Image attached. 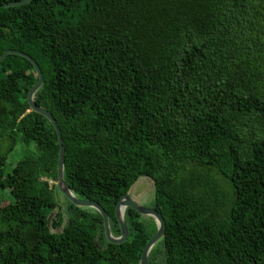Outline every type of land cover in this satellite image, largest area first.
Instances as JSON below:
<instances>
[{
  "label": "trees",
  "instance_id": "16d2710c",
  "mask_svg": "<svg viewBox=\"0 0 264 264\" xmlns=\"http://www.w3.org/2000/svg\"><path fill=\"white\" fill-rule=\"evenodd\" d=\"M7 49L39 64L66 183L115 236L117 202L153 179L167 230L148 264H264V0H32L0 9ZM37 81L22 56L0 65V264H140L153 218L128 208L112 244L98 211L59 192ZM18 145L32 150L6 173Z\"/></svg>",
  "mask_w": 264,
  "mask_h": 264
},
{
  "label": "water",
  "instance_id": "95a60500",
  "mask_svg": "<svg viewBox=\"0 0 264 264\" xmlns=\"http://www.w3.org/2000/svg\"><path fill=\"white\" fill-rule=\"evenodd\" d=\"M32 0H21V1H14L0 5L1 8H9V7H16L22 6L30 3ZM14 54L22 56L28 59L35 67V70L38 75V81L36 84L31 88L28 93V103L31 107V110L44 115L49 121L53 124L59 142V157H58V180L56 182V186L59 192L65 196L72 204L80 208H93L98 211L103 217L104 223V231L107 240L112 244H122L127 240L129 237V230L125 220V213L128 208H131L138 212L142 216L151 217L155 220L157 225V231L154 236L147 242L145 245L143 252L140 258V264H148L149 256L152 249L156 246V244L162 240L166 235L167 225L166 221L160 211L153 207H149L142 204V198L146 193L149 192L151 188V184L154 183L153 179L149 175H142L130 188L129 190L119 199L116 204L115 208V215L120 226L121 234L120 236H115L111 229L110 218L104 207L95 200H84L79 198L67 185L65 180V145L62 138V132L58 125L57 120L55 117L50 113L48 110L44 109L43 107L39 106L35 101V96L38 90L44 84V76L39 64L36 60L20 50H12L7 49L5 50L0 56V65L3 60L6 58L7 55ZM145 179H148L146 181ZM152 182V183H151ZM54 216V213L48 219V226L51 231H54L51 226V221Z\"/></svg>",
  "mask_w": 264,
  "mask_h": 264
},
{
  "label": "rangeland",
  "instance_id": "374dc122",
  "mask_svg": "<svg viewBox=\"0 0 264 264\" xmlns=\"http://www.w3.org/2000/svg\"><path fill=\"white\" fill-rule=\"evenodd\" d=\"M31 150H32L31 147L28 148V147H23L22 145H18L15 148V150L10 154V156L8 158V162H7V165L5 167L6 173L11 172L13 170V168L16 166V164L18 163V161H20ZM152 189H153V183L151 184V188L149 191H152ZM9 198H10V190L9 189H0V203L4 204V201L10 200ZM150 199H151V196L148 198H145L144 200H145V202L147 201V203L150 205V202H149ZM144 217H146L147 220H149V218H150L147 216H144Z\"/></svg>",
  "mask_w": 264,
  "mask_h": 264
},
{
  "label": "flooded vegetation",
  "instance_id": "af4514ba",
  "mask_svg": "<svg viewBox=\"0 0 264 264\" xmlns=\"http://www.w3.org/2000/svg\"><path fill=\"white\" fill-rule=\"evenodd\" d=\"M146 181L148 180V179H145ZM151 196V191H149L148 193H146L145 195H144V197L142 198V204L143 205H146V206H149V204L147 203V201L145 202V198H148V197H150ZM150 207V206H149Z\"/></svg>",
  "mask_w": 264,
  "mask_h": 264
}]
</instances>
